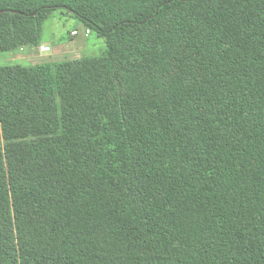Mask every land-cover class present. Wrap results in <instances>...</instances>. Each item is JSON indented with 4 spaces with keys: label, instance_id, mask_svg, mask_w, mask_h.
<instances>
[{
    "label": "trees",
    "instance_id": "1",
    "mask_svg": "<svg viewBox=\"0 0 264 264\" xmlns=\"http://www.w3.org/2000/svg\"><path fill=\"white\" fill-rule=\"evenodd\" d=\"M59 11L107 52L0 65V264H264V0H0V52Z\"/></svg>",
    "mask_w": 264,
    "mask_h": 264
},
{
    "label": "rangeland",
    "instance_id": "2",
    "mask_svg": "<svg viewBox=\"0 0 264 264\" xmlns=\"http://www.w3.org/2000/svg\"><path fill=\"white\" fill-rule=\"evenodd\" d=\"M85 29V25L69 13L55 12L41 30V41L52 48L50 52L41 53L38 47L0 52V65L37 66L105 56L107 52L105 41L95 32L86 38ZM74 31L79 35L73 37Z\"/></svg>",
    "mask_w": 264,
    "mask_h": 264
},
{
    "label": "built area",
    "instance_id": "3",
    "mask_svg": "<svg viewBox=\"0 0 264 264\" xmlns=\"http://www.w3.org/2000/svg\"><path fill=\"white\" fill-rule=\"evenodd\" d=\"M90 34H91V31H90L89 29H86V30H85V35H86V36H90ZM78 35H79V33H78L77 31H74V32H73V36H78ZM40 51H41L42 53H47V52H50V51H51V48L48 47V46H41V47H40Z\"/></svg>",
    "mask_w": 264,
    "mask_h": 264
},
{
    "label": "crops",
    "instance_id": "4",
    "mask_svg": "<svg viewBox=\"0 0 264 264\" xmlns=\"http://www.w3.org/2000/svg\"><path fill=\"white\" fill-rule=\"evenodd\" d=\"M86 30V29H85ZM72 35H73V33H72ZM91 35V34H90ZM86 36V35H85ZM73 37H76V36H73ZM88 36H86V38H87ZM41 46H48V45H46V44H44V43H42V45ZM49 47V46H48ZM51 48V47H50ZM52 49V48H51ZM42 53V52H41Z\"/></svg>",
    "mask_w": 264,
    "mask_h": 264
}]
</instances>
